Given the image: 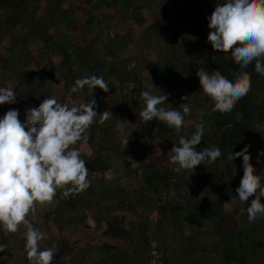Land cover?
<instances>
[{
  "label": "trees",
  "instance_id": "trees-1",
  "mask_svg": "<svg viewBox=\"0 0 264 264\" xmlns=\"http://www.w3.org/2000/svg\"><path fill=\"white\" fill-rule=\"evenodd\" d=\"M65 2L0 0V87L13 89L17 96L14 104L0 105V118L9 109H18L23 122L25 111L38 107L46 97L65 102L71 95L77 104L95 99L98 105V116L87 133L88 140L74 146L88 169L89 187L69 198H61L58 190L54 200L46 204L50 210L43 219L51 230L50 238L58 240L84 229L95 231L89 220L93 200L90 198L96 195V186L109 191L103 192L101 202H97L99 212L136 218L139 209L154 207L156 200L172 187H178V193L182 194L183 183H179L182 180L191 189V196L196 185L211 192L215 199L212 202L208 199L205 204L191 197L188 203L175 207L168 203L159 208V214L167 217L170 212L186 213V222L198 230L213 224L214 239L218 242L214 252L219 253L222 264H264V216H260L259 225L241 226L224 212L226 201L238 200L235 189L243 176V158L229 162L227 156L248 146L254 168L256 162L264 168V154H261L264 153V77L255 72V62L250 64L245 71L251 76V90L231 112L221 113L213 110L214 102L200 89L196 75L205 68L234 79L233 73L239 70L230 53L214 51L207 40V18L216 4L224 0H84L83 7L72 10L64 8ZM162 4L166 6L160 12L158 8ZM100 11L104 28L96 25ZM161 13L164 21L159 18ZM92 26H96L95 30ZM164 26L170 33L166 46L157 39L163 34ZM72 31L78 33L70 34ZM35 42L38 48L33 47ZM191 43L201 48V58ZM91 75L102 76L109 84V91L105 93L97 88L89 92L85 88L70 93L76 79ZM141 91L166 95L168 99L162 106L167 108L181 103L190 105L191 114L185 116L179 134L158 120L147 123L141 120L144 107ZM184 96L188 98L182 101ZM106 110L113 116L100 124L99 114ZM201 121L205 131L197 148L220 147L222 155L215 162L206 161L197 166L191 178L185 175L176 178L171 169L164 171L160 166L147 164L140 168L139 177L136 169L125 164V180L116 182L119 184L112 189L109 187L112 184L106 181V174L113 169L109 154L125 145L123 139L127 138L129 146L146 151L156 161L169 162L173 145H178L181 137L190 138ZM84 147H91L90 155L83 151ZM169 167H172L170 163ZM261 202L264 203V198ZM248 206L249 202L246 210ZM93 218L96 225H103L101 215ZM244 218L249 221L247 214ZM138 222L137 219L135 224ZM104 223L107 227L96 237L102 238L97 246L101 254L97 264H148L135 255L133 262L128 260L132 233L125 227L126 223L112 224L107 220ZM137 243L139 248L141 243ZM0 264L7 263L2 260ZM54 264L65 263L54 261Z\"/></svg>",
  "mask_w": 264,
  "mask_h": 264
},
{
  "label": "clouds",
  "instance_id": "clouds-1",
  "mask_svg": "<svg viewBox=\"0 0 264 264\" xmlns=\"http://www.w3.org/2000/svg\"><path fill=\"white\" fill-rule=\"evenodd\" d=\"M208 42L216 52L230 53L239 70L229 79L220 71L209 72L205 68L197 71L200 89L214 102V111L231 112L236 103L251 90L250 74L245 71L255 62V72L264 77V0H224L218 3L207 18ZM55 86V85H54ZM87 88L89 92L100 89L107 93L109 84L102 76H84L75 80L70 93ZM13 89L0 87V105L14 104ZM188 96L181 97L182 101ZM144 107L140 112L143 122L158 120L181 132L185 116L191 107L181 103L167 108L166 95H155L141 91ZM97 103L77 104L69 95L67 101L46 97L38 107L25 111L23 122L18 109H9L0 118V231L4 235L17 233L23 227L25 252L29 264H52L54 252L51 248L41 250L44 233L28 219L35 213L37 205L51 203L60 190L61 198H69L89 187L88 169L80 151L74 147L88 140L87 133L98 116ZM100 124L113 114L106 110L99 114ZM190 138L181 137L169 153V163L174 173L191 171L200 165L215 162L221 155L220 147L212 145L198 150L205 131L204 122L196 126ZM125 145L128 139L122 141ZM264 154V153H261ZM242 157L243 176L235 189L241 202H249V222L264 216V177L256 175L249 148L227 156L229 162ZM251 198V199H250ZM6 246L0 244V253Z\"/></svg>",
  "mask_w": 264,
  "mask_h": 264
},
{
  "label": "rangeland",
  "instance_id": "rangeland-1",
  "mask_svg": "<svg viewBox=\"0 0 264 264\" xmlns=\"http://www.w3.org/2000/svg\"><path fill=\"white\" fill-rule=\"evenodd\" d=\"M83 2L84 0H66L64 8L72 10L78 7H83ZM165 6L166 5L163 4L160 5L158 10L162 12L161 10L165 8ZM84 7L87 9L89 8L88 5H84ZM99 15L96 25L98 24L100 27L102 26L104 28V16L103 14L101 15V11L99 12ZM159 18L164 21L163 13L160 14ZM81 19L82 18L80 17L79 21L83 23ZM95 27L96 26H92L94 30ZM63 31H65V28ZM74 33L76 35L78 32H70V34ZM132 36L133 38H136V33H133ZM157 39L163 46H166V39H170V33L166 26H164V32L161 34V37L157 36ZM36 42L33 46L34 48L39 47ZM191 45L194 52L197 53L199 58H201L203 55L201 48L195 43H191ZM54 88L56 89V87ZM135 144L138 145L136 142ZM83 151L90 155L91 147H84ZM109 155L111 157L113 169L111 173L106 174V181L110 182V185L112 184V186H109L111 189L114 188L113 186L119 184L116 182L120 181L121 183L125 180L126 172L124 167H127L126 165H128L130 169H136V171L139 172V177L141 172L140 168L144 167L146 164L148 166H160L161 170L164 171L170 170L173 167H169V162L164 160L156 161L146 151L138 150L128 144L123 145L117 152H112V154L110 152ZM260 165L261 164L258 162L255 163V173L264 177V168ZM195 172V169L192 173L191 171H182L179 174L175 173V177L180 178V176L185 175L186 177L191 178L192 175L194 176ZM181 181L179 183H183L184 187L182 194L178 193V187H172L163 198H158L156 200L154 207L139 209L136 218L130 216L126 217L124 215H106L102 211L99 212L97 202H101L103 192L108 193L109 191H106L105 189L102 191L96 186V195H94L93 198H90L93 200L90 206L92 218L89 220V223L95 227V231L92 232L88 229H84L79 231V233L65 236L64 238L66 239H64L63 236L58 240L50 238L49 235L51 234V230L47 228V220L43 219V215L50 210L46 204L38 205L35 213H30L28 219L45 235L44 240L41 241V250L44 248L53 249L54 258L52 264H54V261L65 264H97L101 256L97 246L102 238L97 239L96 237L99 235L101 236V230L107 227V224L104 223L105 220L112 224L121 221L124 224L126 223L125 227L127 229L131 230L132 238L130 239L128 247L131 254V257L128 259L131 260L130 262H133L132 257L135 255L136 259L147 261L148 264H210L212 261L213 264H222L223 261L221 260L219 253L214 252L218 242L216 238V240L214 239L213 224L209 223L205 229L198 230L186 222V213L170 212L167 217L163 214H159V208L168 203H172V206L175 207L182 203H188V200L191 197H195L192 199L199 198L205 202V204L208 199L210 202L215 199V196L211 195V192L204 190L203 187L198 188L196 185L193 186L196 190L193 193V196H191V189L187 188V184ZM105 187L109 188L107 186ZM210 202L207 204L211 205ZM246 203L247 202H241L239 199L228 200L224 204V212L227 216L239 221L241 226H244L242 225L244 223H247L246 226L259 225L257 222L260 216H258L253 222H247V219L244 218V215L247 214ZM84 209V207L81 208V212H84ZM94 215L95 217L102 216L101 221L103 222V225H96L93 220ZM137 219L139 222L135 224ZM23 232V227H21L20 231L14 234L9 233L8 235H4V233L0 231V244L6 246L5 251L0 253V262L4 260L7 264H29L24 250L25 239L23 238ZM137 242L141 243L139 248H136L139 244Z\"/></svg>",
  "mask_w": 264,
  "mask_h": 264
}]
</instances>
